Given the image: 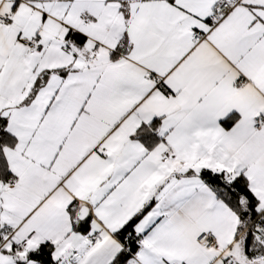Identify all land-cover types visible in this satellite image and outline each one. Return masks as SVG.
<instances>
[{
	"label": "snow or ice",
	"instance_id": "obj_1",
	"mask_svg": "<svg viewBox=\"0 0 264 264\" xmlns=\"http://www.w3.org/2000/svg\"><path fill=\"white\" fill-rule=\"evenodd\" d=\"M0 264H264V0H0Z\"/></svg>",
	"mask_w": 264,
	"mask_h": 264
}]
</instances>
